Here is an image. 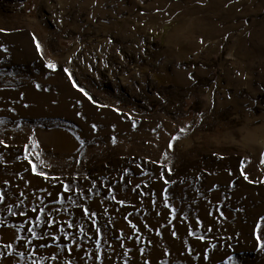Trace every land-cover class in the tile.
I'll return each mask as SVG.
<instances>
[{"label": "rangeland", "instance_id": "rangeland-1", "mask_svg": "<svg viewBox=\"0 0 264 264\" xmlns=\"http://www.w3.org/2000/svg\"><path fill=\"white\" fill-rule=\"evenodd\" d=\"M262 154L264 0H0V264H264Z\"/></svg>", "mask_w": 264, "mask_h": 264}, {"label": "snow or ice", "instance_id": "snow-or-ice-1", "mask_svg": "<svg viewBox=\"0 0 264 264\" xmlns=\"http://www.w3.org/2000/svg\"><path fill=\"white\" fill-rule=\"evenodd\" d=\"M37 50L39 51V45H37ZM46 66H47V67H50V68H53V69H54V67H55L54 65H51V64L46 65ZM65 71H67V70H65ZM69 79H71L70 76H69ZM73 87H76V85L73 84ZM175 139H177V137H173V140H175ZM113 142H114V141H113ZM171 147H172V144L169 143V148H171ZM261 162L264 163V154H262V160H261ZM30 163H31V162H30ZM137 167H139V165H137ZM34 170H35V169H34ZM170 171H171V170H169V172H170ZM165 183H168V181H165ZM68 190H69V185H67V184L64 185V191L67 192ZM166 195H167V193H165V196H166ZM3 202H4V197H3V196H0V203H3ZM167 206H168L167 203H165V207H167ZM8 211L11 212V206L8 207ZM41 211H43V209H41ZM83 214H84L85 216H93V217H94V215H95L94 213H90L88 209H84V210H83ZM19 215H24V213L21 212V213H19ZM39 219H40V217L37 216V217H36V220L39 221ZM47 223H48L49 225H51V224L53 223V221L49 220V221H47ZM93 225H95V220H94V219H93ZM21 226H23V225H21ZM68 227H69V228L73 227V224H69ZM27 231H28L29 233L32 234L33 240H36V239H43V235H39V236H38V234L33 230V228L29 227V228L27 229ZM60 231L63 232V229H60ZM47 234H48V233H44V235H47ZM95 234H96V235H99V234H100V229H99V228H96V229H95ZM175 235H176V234L173 233V236H175ZM189 235H191V232H189ZM16 239L19 240L20 237L17 236ZM51 239L55 240L56 237H55V236H52ZM63 239H64V240H67V239H68V236H67V235L63 236ZM97 243H99V241H97ZM8 247L11 248L12 245L9 244ZM68 250H69V252H71V251H72L71 247H69ZM96 259L99 260V256H97Z\"/></svg>", "mask_w": 264, "mask_h": 264}]
</instances>
